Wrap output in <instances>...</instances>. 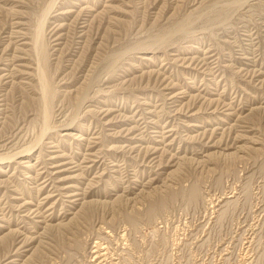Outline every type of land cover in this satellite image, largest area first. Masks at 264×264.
I'll list each match as a JSON object with an SVG mask.
<instances>
[{
    "label": "rangeland",
    "instance_id": "rangeland-1",
    "mask_svg": "<svg viewBox=\"0 0 264 264\" xmlns=\"http://www.w3.org/2000/svg\"><path fill=\"white\" fill-rule=\"evenodd\" d=\"M0 264H264V0H0Z\"/></svg>",
    "mask_w": 264,
    "mask_h": 264
},
{
    "label": "bare ground",
    "instance_id": "bare-ground-1",
    "mask_svg": "<svg viewBox=\"0 0 264 264\" xmlns=\"http://www.w3.org/2000/svg\"><path fill=\"white\" fill-rule=\"evenodd\" d=\"M46 16H47V14H46ZM45 20H46V17H45V19L43 18V20H42L43 22H41V24H40V25H41V30H42V28H43V26H44V24H45ZM40 25H39V26H40ZM41 30H40V31H41ZM40 34H41V33H40ZM40 36H41V35H40ZM42 79H43V78H42ZM47 93H48V92H47Z\"/></svg>",
    "mask_w": 264,
    "mask_h": 264
}]
</instances>
